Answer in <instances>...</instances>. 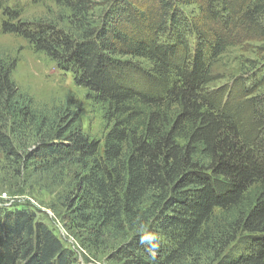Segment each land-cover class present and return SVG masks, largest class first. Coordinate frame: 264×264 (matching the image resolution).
<instances>
[{
  "label": "trees",
  "instance_id": "16d2710c",
  "mask_svg": "<svg viewBox=\"0 0 264 264\" xmlns=\"http://www.w3.org/2000/svg\"><path fill=\"white\" fill-rule=\"evenodd\" d=\"M40 1L0 0L3 32L70 73L106 131L40 108L0 58L2 156L73 171L75 221L127 236L125 264H264V0H52L60 19L25 17ZM253 43L262 58L214 71ZM37 213L0 207V264H82Z\"/></svg>",
  "mask_w": 264,
  "mask_h": 264
},
{
  "label": "rangeland",
  "instance_id": "374dc122",
  "mask_svg": "<svg viewBox=\"0 0 264 264\" xmlns=\"http://www.w3.org/2000/svg\"><path fill=\"white\" fill-rule=\"evenodd\" d=\"M96 5H104L110 0H92ZM105 6V5H104ZM25 17L34 19H60L52 0H41L27 9ZM0 17V23H1ZM255 44L228 51L215 65L214 71L228 79L235 76L242 64V58L260 59ZM0 58L5 62H14L11 79L22 93L34 98L40 108H59L77 114L83 131L92 138L102 139L105 126L101 120L98 107L89 101L83 89L75 86L70 73H66L42 54L33 51L21 37L6 34L0 24ZM224 82V81H223ZM222 83V82H221ZM28 149L33 148V141H22ZM24 147V146H23ZM25 148V147H24ZM26 149V148H25ZM24 164L7 161L0 152V207L17 205L31 206L36 209L37 217L53 230L54 234L67 246L77 252L82 264H125L122 258H113L114 248L127 236L122 238L115 230L99 238L98 241L84 228L81 222L75 221L74 208H70L69 195L73 200V171L66 175L56 173L55 179L46 178L34 171L25 174ZM75 173H78L76 168ZM62 183L66 189H62ZM53 184V185H52ZM2 202V203H1Z\"/></svg>",
  "mask_w": 264,
  "mask_h": 264
}]
</instances>
